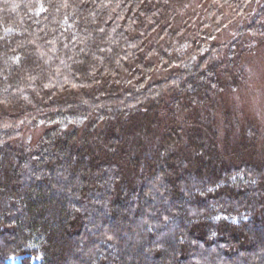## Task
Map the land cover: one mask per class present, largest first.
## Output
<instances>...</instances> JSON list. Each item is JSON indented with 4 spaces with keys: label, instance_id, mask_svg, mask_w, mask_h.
I'll return each instance as SVG.
<instances>
[{
    "label": "trees",
    "instance_id": "1",
    "mask_svg": "<svg viewBox=\"0 0 264 264\" xmlns=\"http://www.w3.org/2000/svg\"><path fill=\"white\" fill-rule=\"evenodd\" d=\"M207 1L0 0V264H264V0Z\"/></svg>",
    "mask_w": 264,
    "mask_h": 264
},
{
    "label": "rangeland",
    "instance_id": "2",
    "mask_svg": "<svg viewBox=\"0 0 264 264\" xmlns=\"http://www.w3.org/2000/svg\"><path fill=\"white\" fill-rule=\"evenodd\" d=\"M185 7L184 10H199L204 0H179ZM210 1V0H209ZM207 1V2H209ZM182 6V5H180ZM180 11L183 10L180 8ZM255 56L250 58V77L246 84L242 85L237 91L241 95L240 103L246 110L254 116L264 121V46L259 47ZM243 103H242V102ZM22 256L8 258L9 264H19ZM40 259L33 258L35 264H39Z\"/></svg>",
    "mask_w": 264,
    "mask_h": 264
}]
</instances>
